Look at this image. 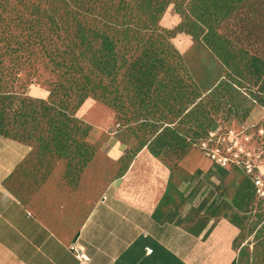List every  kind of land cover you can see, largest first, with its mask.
Wrapping results in <instances>:
<instances>
[{"label": "rangeland", "instance_id": "1", "mask_svg": "<svg viewBox=\"0 0 264 264\" xmlns=\"http://www.w3.org/2000/svg\"><path fill=\"white\" fill-rule=\"evenodd\" d=\"M251 125L264 128V0H0V131L40 152L80 138L71 153L88 158V138L119 132L172 171L193 159L168 217L230 218L235 264H264V218L246 175L202 146Z\"/></svg>", "mask_w": 264, "mask_h": 264}, {"label": "crops", "instance_id": "2", "mask_svg": "<svg viewBox=\"0 0 264 264\" xmlns=\"http://www.w3.org/2000/svg\"><path fill=\"white\" fill-rule=\"evenodd\" d=\"M107 135L87 139L97 150L88 158L71 153L80 138L40 152L0 131V264H78L73 243L90 264H235L230 218L192 228L168 217L200 165L172 171Z\"/></svg>", "mask_w": 264, "mask_h": 264}, {"label": "built area", "instance_id": "3", "mask_svg": "<svg viewBox=\"0 0 264 264\" xmlns=\"http://www.w3.org/2000/svg\"><path fill=\"white\" fill-rule=\"evenodd\" d=\"M249 129L226 127L225 130L212 132L202 151L214 162V168H231L246 175L245 180L250 183L254 195V213L264 218V128L251 125ZM71 248L78 264H90L91 257L82 247L73 243ZM149 252L152 253L153 249Z\"/></svg>", "mask_w": 264, "mask_h": 264}, {"label": "trees", "instance_id": "4", "mask_svg": "<svg viewBox=\"0 0 264 264\" xmlns=\"http://www.w3.org/2000/svg\"><path fill=\"white\" fill-rule=\"evenodd\" d=\"M251 193H252V190H251V185L250 183L246 180V184L244 185V188H242L241 192H240V195L244 198H251L253 199L254 198V195L252 193V196H251ZM247 203V202H246ZM248 204V203H247ZM242 208H245V207H242Z\"/></svg>", "mask_w": 264, "mask_h": 264}]
</instances>
